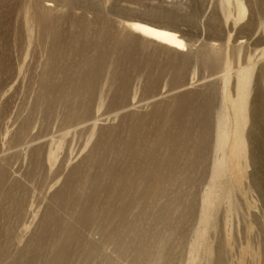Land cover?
I'll use <instances>...</instances> for the list:
<instances>
[{
  "label": "rangeland",
  "instance_id": "rangeland-1",
  "mask_svg": "<svg viewBox=\"0 0 264 264\" xmlns=\"http://www.w3.org/2000/svg\"><path fill=\"white\" fill-rule=\"evenodd\" d=\"M0 264H264V0H0Z\"/></svg>",
  "mask_w": 264,
  "mask_h": 264
},
{
  "label": "bare ground",
  "instance_id": "bare-ground-1",
  "mask_svg": "<svg viewBox=\"0 0 264 264\" xmlns=\"http://www.w3.org/2000/svg\"><path fill=\"white\" fill-rule=\"evenodd\" d=\"M128 27L134 33L140 35V37L142 36L156 43L178 50L185 47L184 40L171 28L148 23L141 19L129 21ZM249 71H241L238 75L240 89L235 101V134L240 138L241 142H246L250 136H253L248 130L251 129L253 120L256 117L253 107L258 101V94L251 83H249L252 75V72Z\"/></svg>",
  "mask_w": 264,
  "mask_h": 264
}]
</instances>
